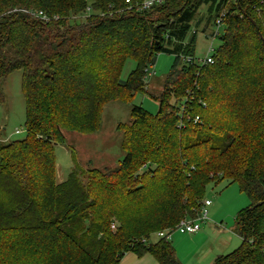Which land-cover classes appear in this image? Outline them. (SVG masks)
<instances>
[{
  "label": "trees",
  "instance_id": "obj_1",
  "mask_svg": "<svg viewBox=\"0 0 264 264\" xmlns=\"http://www.w3.org/2000/svg\"><path fill=\"white\" fill-rule=\"evenodd\" d=\"M140 1L0 0V82L21 70L26 131L0 142V264H118L126 252L180 264L156 233L195 218L206 185L223 180L250 203L235 216L240 244L212 264H264V0ZM202 4L207 23L224 13L223 30L197 63ZM160 53L174 59L149 92L158 110L132 105L118 124L119 165L84 169L72 152L57 182L64 131L96 132L106 102L146 91Z\"/></svg>",
  "mask_w": 264,
  "mask_h": 264
},
{
  "label": "rangeland",
  "instance_id": "obj_2",
  "mask_svg": "<svg viewBox=\"0 0 264 264\" xmlns=\"http://www.w3.org/2000/svg\"><path fill=\"white\" fill-rule=\"evenodd\" d=\"M207 5L202 4L195 15L191 31L196 30L195 62H201L208 54H212L221 41L219 36L223 27L220 26L218 35L212 38L216 31L213 22L207 23ZM200 19L199 23H195ZM209 46L212 51L209 52ZM174 56L160 53L155 63L148 68L151 74L146 77L145 92H134L127 100L113 99L103 105L100 127L96 132L81 134L74 131H64L65 142L54 147L55 178L57 182L66 179L74 160L78 166L88 169L97 167L111 169L117 167L124 157L121 149L122 131L117 128L119 123L130 119L132 105H139L147 112L155 114L158 102L150 93L157 94L168 74ZM135 61L128 59L121 71L120 78L125 79L134 69ZM0 142L22 139L26 136L24 127L25 104L21 90V70L11 71L0 82ZM203 199L211 201L207 207L208 220L201 222L200 230L188 233L180 228L170 230L167 240L175 249L177 260L180 264H204L201 259L210 250L217 255L226 254L235 249L241 242L240 237L234 232L235 216L237 211L250 203L249 197L239 190L236 183L223 180L219 183H208L205 187ZM157 239L156 235L150 241ZM223 249L219 250L221 247ZM218 250V251H215ZM150 261V262H149ZM153 260L148 256L139 258L132 252H126L118 264H150Z\"/></svg>",
  "mask_w": 264,
  "mask_h": 264
},
{
  "label": "built area",
  "instance_id": "obj_3",
  "mask_svg": "<svg viewBox=\"0 0 264 264\" xmlns=\"http://www.w3.org/2000/svg\"><path fill=\"white\" fill-rule=\"evenodd\" d=\"M124 2L126 4H131V0H124ZM161 2H163V0H141L137 6H138V8L146 9V8L151 7L154 4H158ZM223 15H224V13L221 12L219 14V16L214 21V25L216 26V31L212 33V38L215 37L216 35H218L217 29L220 26H222V16ZM210 51H212V48L209 46V52ZM211 61H212V59H211L210 54H208L202 60L203 63L211 62ZM149 75H151V74L149 73ZM201 203H202V205L200 208V212L195 218L184 217L173 228L158 231L156 233L157 236L167 238V235H169V233H166V232H169L170 230L177 229V228H180L183 231L191 233V234L197 232L200 229L201 222L208 220V218H207V206L210 204V200L203 199ZM111 228H114V224H111Z\"/></svg>",
  "mask_w": 264,
  "mask_h": 264
},
{
  "label": "crops",
  "instance_id": "obj_4",
  "mask_svg": "<svg viewBox=\"0 0 264 264\" xmlns=\"http://www.w3.org/2000/svg\"><path fill=\"white\" fill-rule=\"evenodd\" d=\"M211 205V201H210V204L207 206L209 207ZM207 215H208V211H207ZM200 230V229H199ZM198 230V231H199ZM197 231V232H198ZM196 233V232H195ZM193 234V233H192ZM223 249V246L222 248L220 247L219 250ZM214 250H210V252H207L205 254V256L201 259V262H203L204 264H212L213 263V260L214 258L217 256V252H212ZM215 251H218V250H215ZM149 254H145L143 256H148ZM143 256L139 257V258H142ZM149 257L151 258V260H153V263H150V264H159L151 255H149ZM150 262V261H149Z\"/></svg>",
  "mask_w": 264,
  "mask_h": 264
}]
</instances>
